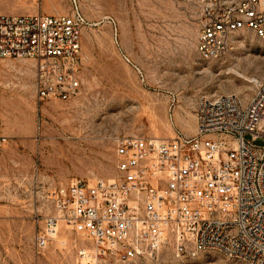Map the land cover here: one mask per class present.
I'll use <instances>...</instances> for the list:
<instances>
[{"label":"rangeland","instance_id":"obj_1","mask_svg":"<svg viewBox=\"0 0 264 264\" xmlns=\"http://www.w3.org/2000/svg\"><path fill=\"white\" fill-rule=\"evenodd\" d=\"M200 6L201 0H0V12L76 9L84 18L76 97L38 102L29 65L0 60V264H78L74 244L91 246L81 232L61 228L45 249L33 247L52 186L111 178L115 136L193 134L200 95L233 92L245 101L264 80V39L250 30L232 34L219 56H199ZM95 264L249 263L213 248L180 257L167 245L154 256Z\"/></svg>","mask_w":264,"mask_h":264},{"label":"built area","instance_id":"obj_2","mask_svg":"<svg viewBox=\"0 0 264 264\" xmlns=\"http://www.w3.org/2000/svg\"><path fill=\"white\" fill-rule=\"evenodd\" d=\"M83 23L76 9L0 12V60L29 65L38 102L80 93ZM238 30L264 39V0H201V58L219 56ZM2 139L0 129V146ZM113 139L111 178H74L47 192L50 210L32 237L36 252L63 228L91 241L74 244L78 264L154 256L167 245L180 257L213 248L264 264V80L245 101L233 92L200 95L193 134Z\"/></svg>","mask_w":264,"mask_h":264}]
</instances>
